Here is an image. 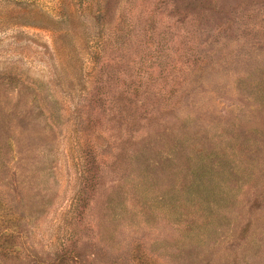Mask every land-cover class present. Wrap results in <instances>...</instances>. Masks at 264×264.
<instances>
[{
    "label": "rangeland",
    "instance_id": "obj_1",
    "mask_svg": "<svg viewBox=\"0 0 264 264\" xmlns=\"http://www.w3.org/2000/svg\"><path fill=\"white\" fill-rule=\"evenodd\" d=\"M15 259L264 264V0H0Z\"/></svg>",
    "mask_w": 264,
    "mask_h": 264
},
{
    "label": "trees",
    "instance_id": "obj_2",
    "mask_svg": "<svg viewBox=\"0 0 264 264\" xmlns=\"http://www.w3.org/2000/svg\"><path fill=\"white\" fill-rule=\"evenodd\" d=\"M28 259H30V257H28ZM55 260L60 261V262H63V261H65V260H67V257H66L65 255H60V256H57ZM69 260H70V259H69ZM3 262H5V263H3V264H6L7 262H11L12 264H17V263H19L20 261H17V260L15 259L14 261H10V260L5 261V260H4Z\"/></svg>",
    "mask_w": 264,
    "mask_h": 264
}]
</instances>
